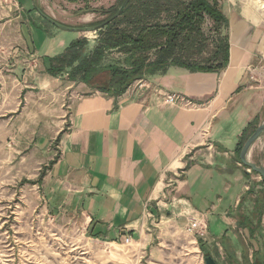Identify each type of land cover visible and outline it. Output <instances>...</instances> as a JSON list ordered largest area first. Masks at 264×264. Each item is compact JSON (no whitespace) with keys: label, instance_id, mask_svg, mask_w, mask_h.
<instances>
[{"label":"crops","instance_id":"1","mask_svg":"<svg viewBox=\"0 0 264 264\" xmlns=\"http://www.w3.org/2000/svg\"><path fill=\"white\" fill-rule=\"evenodd\" d=\"M14 1L18 44L2 47L0 134L39 179L44 209L96 240L129 237L141 254L157 232L174 234L198 215L205 233L189 235L191 253L204 264H264V183L238 152L264 123V1L217 0L228 21L222 71L172 67L119 97L46 72L48 58L96 34L53 24L97 22L86 1L47 0L48 11L42 0ZM159 94L198 108L163 105ZM249 160L264 168V135Z\"/></svg>","mask_w":264,"mask_h":264},{"label":"trees","instance_id":"2","mask_svg":"<svg viewBox=\"0 0 264 264\" xmlns=\"http://www.w3.org/2000/svg\"><path fill=\"white\" fill-rule=\"evenodd\" d=\"M98 14L105 18L87 26L53 23L61 29L95 32L96 38H78L48 58L50 76L119 97L134 82L172 67L218 73L228 64V21L217 0H119Z\"/></svg>","mask_w":264,"mask_h":264},{"label":"rangeland","instance_id":"3","mask_svg":"<svg viewBox=\"0 0 264 264\" xmlns=\"http://www.w3.org/2000/svg\"><path fill=\"white\" fill-rule=\"evenodd\" d=\"M11 1L0 0V63L2 51L6 50L3 46L18 44L13 33L16 25L9 22L15 14L12 7L15 1ZM46 1L42 0L44 11L50 7ZM55 1L59 7L67 3V0ZM80 1L78 9H83L86 1L87 8L93 12L109 10L119 2ZM104 18L98 14L96 21ZM87 37L93 41L96 34ZM2 137L0 134V264H204L191 253L196 246L191 243L187 227L174 234L168 233L170 230L166 235L157 232L146 253L141 254L134 245L96 240L75 223L53 218L44 209L36 187L39 179L29 176L26 164H20L21 159L11 157V142L9 138L4 142Z\"/></svg>","mask_w":264,"mask_h":264},{"label":"built area","instance_id":"4","mask_svg":"<svg viewBox=\"0 0 264 264\" xmlns=\"http://www.w3.org/2000/svg\"><path fill=\"white\" fill-rule=\"evenodd\" d=\"M149 89V86L146 84L145 80H138L134 82L127 91L133 95H137L142 91ZM153 92V90H152ZM161 102L166 106H179L186 109H196L198 105L192 101L186 99L184 96L179 94H159ZM186 231L190 235L203 237L205 233L204 225L202 224L201 217L194 215L189 219ZM123 245L129 246L131 244V238L125 237L122 240Z\"/></svg>","mask_w":264,"mask_h":264},{"label":"water","instance_id":"5","mask_svg":"<svg viewBox=\"0 0 264 264\" xmlns=\"http://www.w3.org/2000/svg\"><path fill=\"white\" fill-rule=\"evenodd\" d=\"M123 8L120 9V11ZM86 32V31H85ZM264 135V123L260 124L255 131L248 137V139L243 144L240 153L239 161L240 164L247 169L248 172H252L260 177L264 182V168L261 165L255 164L249 160V152L254 143ZM205 264H215L212 258H205Z\"/></svg>","mask_w":264,"mask_h":264}]
</instances>
